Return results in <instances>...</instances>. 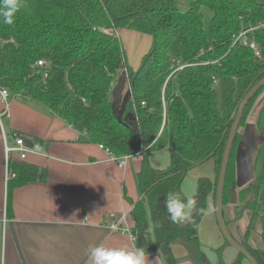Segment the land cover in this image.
Segmentation results:
<instances>
[{
	"label": "trees",
	"instance_id": "16d2710c",
	"mask_svg": "<svg viewBox=\"0 0 264 264\" xmlns=\"http://www.w3.org/2000/svg\"><path fill=\"white\" fill-rule=\"evenodd\" d=\"M184 2L188 7L179 9ZM204 9L211 15L208 33ZM120 29L153 38L136 70L129 66L115 34ZM240 33L256 50L235 40ZM121 77L131 99L119 123L111 104L112 90ZM262 77L264 2L258 0H22L14 23L0 22V89L41 104L49 115L74 128L79 140L102 146L114 157L136 154L158 137L143 153L137 173L141 198L133 201L125 193L123 197L131 205L130 233L135 246L148 253L154 240L166 264L175 263L169 249L173 239L180 237L198 246V225L211 182L207 177L197 179V208L183 226L168 219L166 196L179 192L186 199L181 183L198 165L212 161L219 173L238 105ZM263 92L264 85L244 107L229 153L223 204L229 202L231 188L237 187L238 146ZM252 125L261 136L251 172L256 181L242 185L236 199L240 204L247 202L244 211L250 212L244 238L252 240L251 234H256L264 244V100ZM16 136L42 144L38 138L17 132L12 133V140ZM164 147L171 163L162 172L152 168L146 157ZM8 166L14 178L5 188L6 218H10L14 188L46 181L44 170L37 171L25 161L10 159ZM217 179L218 174L216 184ZM236 241L258 264H264V251L253 240L252 246ZM242 260L246 259L237 253L233 264Z\"/></svg>",
	"mask_w": 264,
	"mask_h": 264
},
{
	"label": "crops",
	"instance_id": "0c3cea01",
	"mask_svg": "<svg viewBox=\"0 0 264 264\" xmlns=\"http://www.w3.org/2000/svg\"><path fill=\"white\" fill-rule=\"evenodd\" d=\"M115 34L131 49L134 66L129 65L136 70L151 48L152 36L126 29L116 30ZM126 90L124 82L123 93ZM11 109L8 108L6 118L14 124V129L19 128L14 131L42 140V144L36 143L40 152L29 153L25 162L37 171L44 170L46 181L28 182L14 188L10 218H6L0 142V227L3 219L6 222L0 264H86L88 249L93 246L136 248L130 233L131 205L123 195L125 193L133 201L141 198L136 177L143 154L131 155L122 167H118L109 153L97 144L79 140L74 128L61 118L49 115L44 107H24L30 123L27 125L15 122L17 118ZM163 151L169 153L167 147ZM148 155V164L159 170L154 167L157 155ZM188 181L193 185L194 178L191 176ZM188 181L184 178L180 190L186 199L195 200L192 216L197 208V180L193 189L187 185ZM206 209L212 223L205 235L198 228L197 247L180 237L170 241L174 264H233L237 259V252L224 244L215 219V205L213 211L207 200ZM144 210L151 229L146 201ZM112 225H116L115 230ZM153 246L151 252L145 253L146 264H166L154 240ZM246 262L242 260L241 264H249Z\"/></svg>",
	"mask_w": 264,
	"mask_h": 264
},
{
	"label": "rangeland",
	"instance_id": "374dc122",
	"mask_svg": "<svg viewBox=\"0 0 264 264\" xmlns=\"http://www.w3.org/2000/svg\"><path fill=\"white\" fill-rule=\"evenodd\" d=\"M258 1L264 2V0H258ZM187 7H188V2H184L180 5L179 9L185 10ZM202 12L204 15V29L208 33L211 15L205 9L202 10ZM122 44H124V43H122ZM123 47H124L125 55L127 57L128 64H130L131 66H134V64L131 63V53H132L131 49L127 48V45L125 46V44L123 45ZM263 100H264V92L257 98V102L251 110L252 113H250L251 115L249 114V116H248L249 119H247V121L249 124H252V123L254 124L256 113L258 112L259 105L263 102ZM8 104H9V107L12 108L11 112H12L13 116H15L17 118V120H15V122H17L21 125L30 124L29 118L27 116V112L24 111V107L29 108V109H35L37 107H43L39 103H36L33 101H23L22 99L14 96V95H9ZM1 124H2L3 130L5 132V135L8 139V141L11 143L12 142V133L17 132L14 130H19V128L14 129V127H13L14 124L11 123L10 120L6 117H3L1 119ZM17 133H19V132H17ZM260 141H261V136L257 132L255 126L252 125V128L249 130V135L247 137H243L239 143V146H238V152H237L238 158L237 159L239 161V164H242V166H248L247 168H249L251 172H252V167L254 165L255 153H256V150L260 144ZM0 142L2 144L1 131H0ZM163 149L164 148L151 151L149 153V155H151V154L152 155H158L161 151H163ZM217 174H218V170H217L216 164H214L212 161H208L204 164L198 165V166L192 168L191 170H189L186 174V177H185V182H186V181H188L189 177L192 176L194 178L193 185H195L198 177L211 176L208 179L211 182L212 189H211L210 194L207 196V200L210 201L213 211H214ZM251 181L252 182L256 181V176L254 173H253ZM187 185H190L191 189H193V185H191L189 183V181H188ZM247 186H248V184H246L244 187H247ZM237 187H235V185H234L236 193L239 191L241 186L237 183ZM188 190H190V188H188ZM250 198H253V197L250 196ZM206 205H207V202H206ZM240 205L241 204L239 203V201L234 206L231 205L229 202L225 201V203L223 204V217L228 222L227 227H228L229 231L232 233V235L234 236V238H236V240H238L239 242H244V243H246V245L252 246V245H254L252 240L244 238V233L246 231L247 225H248L249 220H250V212L247 210L244 211L242 213V216L239 219L235 220L236 213L234 212V209H239ZM210 223H212L211 218L207 214V209H205L204 217L198 225V228L201 229L200 232L202 235H205L208 233V228H209L208 225ZM244 261L246 262L247 260H244Z\"/></svg>",
	"mask_w": 264,
	"mask_h": 264
},
{
	"label": "water",
	"instance_id": "95a60500",
	"mask_svg": "<svg viewBox=\"0 0 264 264\" xmlns=\"http://www.w3.org/2000/svg\"><path fill=\"white\" fill-rule=\"evenodd\" d=\"M124 82L125 78L121 77L118 83L114 86L112 90L113 94V102L111 104V110L113 115L115 116L117 122L121 123L123 114L125 112L126 105L128 101L131 99V91L127 89L124 93ZM264 85V77H262L257 83H255L245 94V96L242 98L240 104L238 105L235 118L233 120V123L230 127V131L228 134V138L224 147L221 163H220V169L218 173V179L216 184V190H215V219L218 226V229L226 242V246L231 247L234 249L237 253H240L244 256V258L247 260L249 264H258L256 260L253 258V256L240 244L238 243L233 237L231 236L223 217V188H224V179L227 169V164L229 160V153L231 150V146L234 141L235 134L237 132L242 113L244 110L245 105L248 103L250 98ZM123 93V94H122ZM252 128V124H248L245 129L244 137H247L249 135V130ZM24 145L30 149H32L34 152H40L41 148L38 144L35 143L33 138H26L24 141ZM248 166H242V164H239V161L237 159V173H238V184L240 186L248 183L251 179V171ZM229 203L231 205H236L237 199H236V191L235 188L232 187L229 192ZM247 202L240 205L239 209H234V212L236 213L235 220L239 219L242 216V213L246 207ZM251 238L254 241V244L256 248L260 251H264V244L256 234H251ZM0 246H1V228H0ZM0 255H1V247H0ZM1 257V256H0Z\"/></svg>",
	"mask_w": 264,
	"mask_h": 264
},
{
	"label": "clouds",
	"instance_id": "9594fccd",
	"mask_svg": "<svg viewBox=\"0 0 264 264\" xmlns=\"http://www.w3.org/2000/svg\"><path fill=\"white\" fill-rule=\"evenodd\" d=\"M22 7V0H0V22L12 25L16 14ZM158 141L155 138L146 149H151ZM145 149V150H146ZM156 164L160 171H165L170 166V154L161 151L156 157ZM195 200L191 197L183 199L181 193H170L164 200V209L168 219L177 225L190 221ZM116 229V225H112ZM86 264H146L145 251L142 248H111L104 245L93 246L88 249Z\"/></svg>",
	"mask_w": 264,
	"mask_h": 264
},
{
	"label": "built area",
	"instance_id": "2783aa9c",
	"mask_svg": "<svg viewBox=\"0 0 264 264\" xmlns=\"http://www.w3.org/2000/svg\"><path fill=\"white\" fill-rule=\"evenodd\" d=\"M237 39H241L242 43L244 45H248L249 47H251L252 49L256 50L255 44L252 41H246V39H244V33H240L235 40ZM256 55H258V53L256 52ZM38 65H42V62H38ZM182 67H179V69H181ZM8 98H9V93L7 90L5 89H0V103L3 106V108L0 110V131H1V140H2V152H3V180H4V185L6 187V184L8 182L9 179L14 178V174H12L9 170V160L10 159H17L19 161H26V158L28 156L29 153L33 152L32 149L26 147L24 145V141L25 139L21 136H16L12 142L10 143L5 135V132L3 130L2 124H1V119L3 117H8L9 116V112H8V108H9V104H8ZM101 149H103L104 151H106L107 153H109L106 149H104L102 146H99ZM146 148H141L137 153L138 154H143L146 150ZM113 157V160L116 162L118 167H122L124 162L130 157V156H121V157ZM5 225L6 222L3 219L2 221V225H1V243L4 240V236H5Z\"/></svg>",
	"mask_w": 264,
	"mask_h": 264
}]
</instances>
